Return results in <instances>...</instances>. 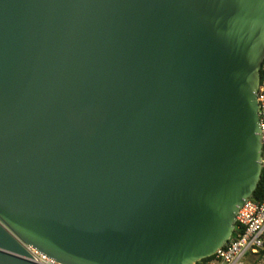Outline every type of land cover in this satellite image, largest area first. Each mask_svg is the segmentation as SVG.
Returning a JSON list of instances; mask_svg holds the SVG:
<instances>
[{
	"label": "water",
	"instance_id": "95a60500",
	"mask_svg": "<svg viewBox=\"0 0 264 264\" xmlns=\"http://www.w3.org/2000/svg\"><path fill=\"white\" fill-rule=\"evenodd\" d=\"M264 0H0V264H197L262 173Z\"/></svg>",
	"mask_w": 264,
	"mask_h": 264
},
{
	"label": "built area",
	"instance_id": "2783aa9c",
	"mask_svg": "<svg viewBox=\"0 0 264 264\" xmlns=\"http://www.w3.org/2000/svg\"><path fill=\"white\" fill-rule=\"evenodd\" d=\"M259 104V126L262 144L261 165L264 169V82L259 85L257 92ZM31 260L37 264H64L26 245ZM248 254L261 256L264 262V202L247 199L239 207L236 224L231 239L219 249L212 259L203 264H245Z\"/></svg>",
	"mask_w": 264,
	"mask_h": 264
},
{
	"label": "trees",
	"instance_id": "16d2710c",
	"mask_svg": "<svg viewBox=\"0 0 264 264\" xmlns=\"http://www.w3.org/2000/svg\"><path fill=\"white\" fill-rule=\"evenodd\" d=\"M259 73H260V85H261L264 82V61H263V64H262V67H261ZM252 199L254 201L264 202V169H262L261 179L259 181V184H258L254 194L252 195ZM212 258L213 257L203 259L200 262H198L197 264H203Z\"/></svg>",
	"mask_w": 264,
	"mask_h": 264
},
{
	"label": "rangeland",
	"instance_id": "374dc122",
	"mask_svg": "<svg viewBox=\"0 0 264 264\" xmlns=\"http://www.w3.org/2000/svg\"><path fill=\"white\" fill-rule=\"evenodd\" d=\"M251 254H248L246 259H248L250 257ZM245 264H264V262L261 260V256L259 257H252L250 260H245Z\"/></svg>",
	"mask_w": 264,
	"mask_h": 264
},
{
	"label": "crops",
	"instance_id": "0c3cea01",
	"mask_svg": "<svg viewBox=\"0 0 264 264\" xmlns=\"http://www.w3.org/2000/svg\"><path fill=\"white\" fill-rule=\"evenodd\" d=\"M252 257H254V255H250V257L248 259H246V262H247V260H250Z\"/></svg>",
	"mask_w": 264,
	"mask_h": 264
}]
</instances>
